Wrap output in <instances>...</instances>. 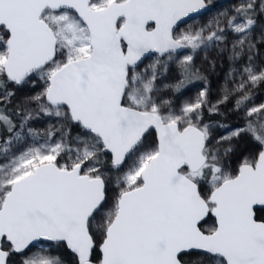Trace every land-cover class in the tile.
<instances>
[{
	"label": "snow or ice",
	"instance_id": "obj_1",
	"mask_svg": "<svg viewBox=\"0 0 264 264\" xmlns=\"http://www.w3.org/2000/svg\"><path fill=\"white\" fill-rule=\"evenodd\" d=\"M209 3L0 0V264H65L43 248L26 255L44 241L73 264H264V103L253 97L264 0L188 24ZM209 49L228 53L221 97L204 88L177 106L164 93L204 79L194 58ZM169 62L180 78L161 85ZM34 77L40 91L9 112L8 85ZM232 98L244 123L213 143L228 125L205 111ZM39 114L56 121L43 136L29 126ZM244 137L255 153L238 155Z\"/></svg>",
	"mask_w": 264,
	"mask_h": 264
},
{
	"label": "rangeland",
	"instance_id": "obj_2",
	"mask_svg": "<svg viewBox=\"0 0 264 264\" xmlns=\"http://www.w3.org/2000/svg\"><path fill=\"white\" fill-rule=\"evenodd\" d=\"M238 0H210L209 6L212 7L211 11L207 14L200 16L195 21V26H200L206 24L209 20H211L214 16H216L219 12H229L231 13L233 5H235ZM193 20L188 22V24H193ZM185 24L180 27V29H184L188 26ZM259 27H264V19L260 20L258 25ZM258 59L256 63L260 67H264V47H260L258 45L257 50ZM228 53L219 54L216 51L209 49L207 52H200L194 58L193 71L196 72L199 76L203 77L204 83L201 86H195L187 89L185 92L172 94L170 92H165L164 95L166 98H171L177 106L183 104L186 101L195 100L199 92L207 88L208 91V100L211 103H216L217 100L222 95V89L225 85V77L226 73L229 71L230 62L228 60ZM156 59V56H152L144 61V63L139 67V70H144L148 67ZM180 78V71L175 62L168 63L167 72L160 77L159 83L163 84H171L175 83ZM238 79V77H237ZM42 82H38L34 77L32 81L29 83L17 87L15 85L9 84L7 91L13 92L14 96L12 97L11 103L7 104L6 107L9 112H13L17 105L24 100L26 96L34 95L36 92L40 91ZM231 87V84H229ZM253 97L254 103L259 105L264 103V86H261L257 89H253ZM234 98L230 99L226 104L220 106L221 116H228L231 114L235 115L236 120L244 121V113L233 110ZM252 105L249 104V107ZM35 106L33 105V108ZM56 121L54 119H50L45 117L43 114L37 115L33 120L30 121L29 126L35 130H37L41 136H43L49 127L50 124H55ZM243 125V124H241ZM240 125V126H241ZM234 128V127H233ZM231 129H223L219 127H215L213 129V143L220 136L226 134V132ZM74 130L73 135L75 132ZM258 145L254 144L250 138L244 137L239 141L238 144V155H249L250 153H255L258 150ZM131 162V161H130ZM238 161L233 159L231 163L232 169H235ZM41 248L46 249V253L52 256H59L65 261V264H73V256L68 253L66 248L63 245L57 246L54 243H40L36 248H32L30 252L26 253V255H30L31 253L39 251ZM24 257L20 255H12L9 259V264H21V261Z\"/></svg>",
	"mask_w": 264,
	"mask_h": 264
},
{
	"label": "trees",
	"instance_id": "obj_3",
	"mask_svg": "<svg viewBox=\"0 0 264 264\" xmlns=\"http://www.w3.org/2000/svg\"><path fill=\"white\" fill-rule=\"evenodd\" d=\"M201 77V76H200ZM204 80L203 79H196L193 78L191 80V82L187 83L185 88L182 89L181 92H185L187 89L191 88V87H195V86H201L203 85ZM204 118H205V122H213V123H219V124H224V125H228V128H233V127H237L240 126L241 124L244 123V121H238L235 118L234 114L228 115V116H221V115H209L207 111H205L204 114ZM16 119L18 120L19 117H16ZM155 140V134L152 132L150 134L147 135L146 139L144 140V144L145 145H151ZM209 223H211V221H209ZM196 257H185L186 260H193Z\"/></svg>",
	"mask_w": 264,
	"mask_h": 264
},
{
	"label": "water",
	"instance_id": "obj_4",
	"mask_svg": "<svg viewBox=\"0 0 264 264\" xmlns=\"http://www.w3.org/2000/svg\"><path fill=\"white\" fill-rule=\"evenodd\" d=\"M211 9H212V7H211V6H208V8H207L206 10H202L201 13L195 14L194 17H193V19H196V18H198V17H200V16H203V15L207 14L208 12L211 11ZM193 19H189L188 22H190V21L193 20ZM183 25H185V24H184V23H181V24H180V27L183 26ZM152 56H156V55L154 54V55L146 56V57L143 59V61L140 63L139 67L144 63V61H145L146 59H148V58H150V57H152ZM151 133H152V132H151ZM153 133L155 134L154 131H153ZM146 137H147V136H146ZM42 243H53V242L44 241V242H42ZM66 250H67V249H66ZM67 251H68V250H67ZM68 253L71 254L69 251H68ZM71 255H72V254H71Z\"/></svg>",
	"mask_w": 264,
	"mask_h": 264
}]
</instances>
